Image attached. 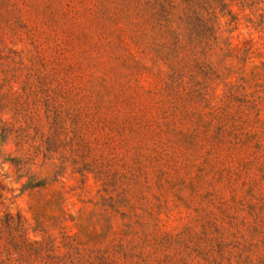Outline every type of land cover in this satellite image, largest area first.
Instances as JSON below:
<instances>
[{"label": "rangeland", "instance_id": "374dc122", "mask_svg": "<svg viewBox=\"0 0 264 264\" xmlns=\"http://www.w3.org/2000/svg\"><path fill=\"white\" fill-rule=\"evenodd\" d=\"M55 264H264V0H0V247Z\"/></svg>", "mask_w": 264, "mask_h": 264}, {"label": "trees", "instance_id": "16d2710c", "mask_svg": "<svg viewBox=\"0 0 264 264\" xmlns=\"http://www.w3.org/2000/svg\"><path fill=\"white\" fill-rule=\"evenodd\" d=\"M55 242V239L44 235L40 243L33 247L28 237L14 236L11 246L0 247V264H55Z\"/></svg>", "mask_w": 264, "mask_h": 264}]
</instances>
